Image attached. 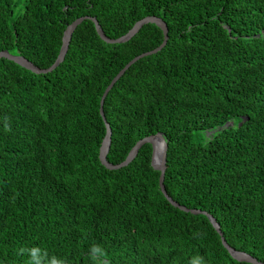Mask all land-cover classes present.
<instances>
[{
  "label": "trees",
  "instance_id": "16d2710c",
  "mask_svg": "<svg viewBox=\"0 0 264 264\" xmlns=\"http://www.w3.org/2000/svg\"><path fill=\"white\" fill-rule=\"evenodd\" d=\"M151 15L168 38L107 93L106 160L161 133L168 196L264 263V0H0V51L45 69L76 18L115 39ZM163 37L108 43L84 19L50 72L0 57V264H252L168 201L150 143L100 162L105 88Z\"/></svg>",
  "mask_w": 264,
  "mask_h": 264
},
{
  "label": "water",
  "instance_id": "95a60500",
  "mask_svg": "<svg viewBox=\"0 0 264 264\" xmlns=\"http://www.w3.org/2000/svg\"><path fill=\"white\" fill-rule=\"evenodd\" d=\"M84 19H90L94 22L95 24V28L96 31L98 33V35L106 42L108 43H122L125 42L127 40L130 39L131 36H133L135 33H137L139 31V29L147 23H154L156 24L159 28H161L162 32H163V41L161 42V44H159L157 47L153 48L152 50L143 52L135 57H133L131 60H129L120 70L119 72L111 79V81L109 82V84L107 85V87L105 88L101 99H100V114L105 122V126H106V131L103 137V140L101 142V146L99 149V159L100 162L106 166L109 169H117L120 168L122 166L127 165L137 154L139 148L144 144V143H150L152 145V156H151V164L153 166L154 169L159 170L160 175H159V185L161 188V191L163 192L164 196L168 199V201L173 204L174 206L184 210V211H190L192 213L195 214H204L207 215L209 217V219L212 221L213 225L215 226L217 232L220 234L221 236V241L222 244L225 246V248L230 252V254L238 261H245V262H250L252 264H264L263 262L257 260L255 257L251 256L249 253L244 252V251H239L234 249L233 247H231L229 244H227L223 233L221 232V229L219 227V224L215 221V219L206 211L204 210H199V209H191V208H187L183 205H180L179 203H177L176 201H174L171 197L168 196L165 186H164V174H165V169H166V149H167V143L163 137V135L161 133H157L155 135H149L146 136L142 139H139L135 145L131 148V150L129 151V153L127 154L126 158L118 163V164H111L106 160V155L107 152L109 150V146H110V142H111V128L109 126V124L106 122L105 117H104V113H103V102L104 99L107 95V93L109 92V90L112 88V86L114 85V83L124 74V72L130 67V65H132L134 62H136L139 58L144 57L146 55H150L153 54L157 51H159L165 44L168 38L167 32V25L166 23L157 16H145L139 20H137L133 26L122 36L112 39L107 37L104 32L102 31L98 21L96 20L95 17L93 16H81L76 18L75 20H73L70 24L67 25V27L65 28L63 35H62V44L59 50V53L55 59V61L47 68L45 69H40L39 67L35 66L33 63H31L29 60H27L26 58H24L21 55H14L9 53L6 50L0 51V57H6L8 59H11L13 61H15L16 63H18L19 65L33 71L36 73H46V72H50L52 71L63 59L64 56L68 50L69 47V43L71 40V36L73 31L75 30V28L77 27V25H79V23H81ZM233 125L232 121H228L226 122L224 125H222L221 127H218L214 130L208 131L207 134H211L217 130L223 129L225 127L231 126ZM159 140L163 143V147H162V152H161V157H160V162L157 163L155 162L154 159V154H155V140Z\"/></svg>",
  "mask_w": 264,
  "mask_h": 264
},
{
  "label": "bare ground",
  "instance_id": "6f19581e",
  "mask_svg": "<svg viewBox=\"0 0 264 264\" xmlns=\"http://www.w3.org/2000/svg\"><path fill=\"white\" fill-rule=\"evenodd\" d=\"M162 147L163 143L159 140H155V154H154V159L155 162L159 163L160 162V157H161V152H162Z\"/></svg>",
  "mask_w": 264,
  "mask_h": 264
},
{
  "label": "rangeland",
  "instance_id": "374dc122",
  "mask_svg": "<svg viewBox=\"0 0 264 264\" xmlns=\"http://www.w3.org/2000/svg\"><path fill=\"white\" fill-rule=\"evenodd\" d=\"M208 135H210V134L208 133Z\"/></svg>",
  "mask_w": 264,
  "mask_h": 264
}]
</instances>
